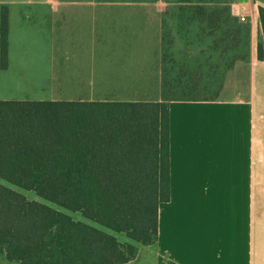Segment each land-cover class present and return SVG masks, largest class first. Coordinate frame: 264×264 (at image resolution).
<instances>
[{
    "label": "crops",
    "instance_id": "0c3cea01",
    "mask_svg": "<svg viewBox=\"0 0 264 264\" xmlns=\"http://www.w3.org/2000/svg\"><path fill=\"white\" fill-rule=\"evenodd\" d=\"M238 2L231 10L240 8L248 16L254 36L245 57L235 60L226 70L228 78H222L220 91L232 86L233 96L167 102L168 197L157 207L151 245L156 264H264V60L255 53L256 6L250 0ZM155 4L161 41L152 53L137 44L139 51L132 47L122 56V42L102 44L95 36L100 11L60 16L70 34L60 42L53 37L57 28L47 31L50 57L60 58L51 59L45 70V80L59 83V95L49 100L160 102L162 74L156 60L167 27L166 11ZM181 30L173 27L175 34ZM206 40L204 35V48L197 49L199 41L185 47L176 37L169 49L175 66L194 77L202 75L201 80L208 68L211 79L212 39L208 46ZM150 91L153 98L141 100Z\"/></svg>",
    "mask_w": 264,
    "mask_h": 264
},
{
    "label": "trees",
    "instance_id": "16d2710c",
    "mask_svg": "<svg viewBox=\"0 0 264 264\" xmlns=\"http://www.w3.org/2000/svg\"><path fill=\"white\" fill-rule=\"evenodd\" d=\"M192 8L189 22L220 19ZM256 18L255 53L264 60V6H256ZM7 35L8 10L1 5V70L8 64ZM15 188L97 226L27 200ZM167 197V102L0 100V256L6 262L126 264L135 259L136 244L155 243L158 203Z\"/></svg>",
    "mask_w": 264,
    "mask_h": 264
},
{
    "label": "rangeland",
    "instance_id": "374dc122",
    "mask_svg": "<svg viewBox=\"0 0 264 264\" xmlns=\"http://www.w3.org/2000/svg\"><path fill=\"white\" fill-rule=\"evenodd\" d=\"M238 1L0 0L7 10L10 9V15L8 13V18L10 19L8 21L9 35H7L10 65L5 71L0 70V100H49L59 95L60 91L57 89L59 83L45 80L48 77L45 72L48 69V62L51 59L60 60V58L50 57L51 51L47 49L46 44L49 42L47 31L49 26L53 28V32L57 28L53 37L59 39L60 42L64 41L70 32L66 30L67 26L63 25L64 19H61L60 16L66 12L100 11L101 27L100 31H96L95 36L101 39L102 44L104 42L108 43L110 40L122 42L121 47L124 46L120 50L122 56H126L132 50V47L136 52L139 51L137 44H141L140 46L145 44L150 53H152L160 46L161 41L157 27L159 13H157L155 2H157L159 8L166 11L164 25L167 27L166 33L162 38V53L156 60L158 65H160L162 74L160 101L211 99L214 97L229 98L233 96L232 86L225 85L220 91L222 78H228L227 68L236 60L234 57H241V55L245 54L246 43L250 42L252 33L254 36V29L251 28L254 26L253 23L248 21L241 23L240 20V22L235 20L231 17L233 15L231 14L230 16L229 14L228 9H230L231 13L232 6L237 5ZM250 1H253L252 6H264V0ZM196 5L204 8V15L215 17L220 13V19L217 22L215 21L216 23H207L204 18L189 22L188 19L191 17L192 7ZM18 11L23 14V18H20L17 14ZM30 11L34 13L31 15ZM189 25L194 26V28L190 29ZM175 26L180 27L183 31L181 30L182 32L177 34L173 33V27ZM76 31L86 32L82 30ZM75 35L77 36V34ZM204 35L207 37V46L212 39L213 72L210 79L207 68V76L201 80L200 78H203L202 75L194 77L186 74L183 68L176 67V58L172 56V52L169 49L173 41L176 43V37L179 38V42L184 43L185 47L190 45V41L197 40L201 43L196 41V48H204ZM118 42L117 45L119 44ZM57 53L60 52L58 51ZM137 55L139 56V54ZM122 78H125V76H122ZM123 84L124 82H119V85ZM152 98L150 91L149 97L141 98V100ZM15 190L24 195L27 200L46 204L64 212L73 220L97 226L86 220L79 212L63 209L37 196L31 190L21 188H15ZM108 233L115 236L120 242H130L124 233L112 231H108ZM136 246L138 250L135 259L126 264H156L155 246L140 244H136ZM0 264L11 263L6 262L0 256Z\"/></svg>",
    "mask_w": 264,
    "mask_h": 264
},
{
    "label": "built area",
    "instance_id": "2783aa9c",
    "mask_svg": "<svg viewBox=\"0 0 264 264\" xmlns=\"http://www.w3.org/2000/svg\"><path fill=\"white\" fill-rule=\"evenodd\" d=\"M240 8L235 10L232 9L231 12H233V16L237 17L241 22H247L248 21V16L244 15L242 12H240Z\"/></svg>",
    "mask_w": 264,
    "mask_h": 264
}]
</instances>
